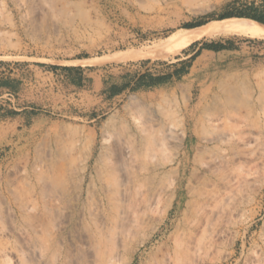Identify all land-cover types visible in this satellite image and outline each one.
Here are the masks:
<instances>
[{
    "label": "rangeland",
    "instance_id": "rangeland-1",
    "mask_svg": "<svg viewBox=\"0 0 264 264\" xmlns=\"http://www.w3.org/2000/svg\"><path fill=\"white\" fill-rule=\"evenodd\" d=\"M61 1L65 13L42 0H0V191H11L16 209L11 223L0 203V264H34V249L41 250L40 264L54 263L64 240L56 235L61 217L50 214L42 177L66 168L65 190L57 194L72 198L89 147L94 159L101 145L115 142L104 125L111 114L147 125L144 113L126 108L131 96L173 109L172 125L186 116L187 161L178 172L162 160L160 181L141 186L116 221L85 192L92 213L79 229L101 237L78 243L79 264H264V38L201 37L179 48L166 41L173 31L228 19L218 17L264 0ZM198 22L205 23L185 27ZM115 54L123 57L107 59ZM143 73L168 77L112 97L103 92L112 83L132 86V76ZM225 87H238L254 107L213 110L214 101L224 105ZM207 116L218 126L231 123L236 150L224 142L202 150ZM174 184L181 192L172 202Z\"/></svg>",
    "mask_w": 264,
    "mask_h": 264
},
{
    "label": "bare ground",
    "instance_id": "bare-ground-1",
    "mask_svg": "<svg viewBox=\"0 0 264 264\" xmlns=\"http://www.w3.org/2000/svg\"><path fill=\"white\" fill-rule=\"evenodd\" d=\"M42 1L48 3L51 7L50 9L57 10L58 13L59 11H63L61 0ZM222 35H243L264 38V24L230 18L216 21L213 20L198 27L173 31L166 38V41L173 44L175 48H179L186 42L196 38H214ZM160 45L161 44L158 46ZM122 57L123 56L121 54H115L108 56L107 59L119 60ZM200 59L203 60V62L210 61L208 55L206 54H204ZM219 81L220 79L218 82ZM234 86L235 85H231L230 87ZM238 87L230 89H226V87L223 88L222 92L225 95L224 105L218 108L217 106L219 103L217 104L214 101L215 104L212 106V109L216 111L221 108H225L230 111L235 108L244 109L254 107L251 101H247V103L244 102L245 98L242 99L243 96H241ZM241 92L243 91L241 90ZM161 101L164 100L162 99ZM126 108L129 113L131 112L130 110L140 114L144 113L147 116V125L143 127H133L129 125L123 117L119 118L116 114H111L108 119H106L104 125L108 127L106 131L109 129L113 131L115 142L110 146L101 145L94 159V149L92 146L89 147V150L81 163L80 171L78 170L79 173L75 178V194H72V198H65L66 194L71 193L68 191L65 192V195L59 196L57 194V192H63L65 190V188L64 190H61L60 188L63 187V183L61 182H64L63 180L66 178V168L64 171L61 168H57L55 171L53 170L54 172L52 171V173L48 175L45 174L42 177L45 182L44 185L46 187V191H48L52 197L49 198L51 201L53 200L50 204V209L48 206L47 208L50 210L51 215L54 216L57 214L56 219H58V216L61 217V225L59 226L58 234L56 235L64 240L58 251L56 252L55 250L53 253L55 259L53 258L52 261L54 263L56 260L58 264H79L81 256L79 257L80 248H78V243L84 241L85 243L87 242L89 244H93L101 237L100 233L93 232L84 234L81 231L82 229H79L82 221H84V215L89 211L88 208L86 209V205L83 202L85 192L91 196H98L96 198L98 201L96 206L101 208L102 216L105 219L116 221L123 215L128 201L133 195L138 193L141 186L146 183H151L152 181L155 182L158 178H160L159 174L161 173V170L165 168L164 162L166 159L167 162L176 164L178 172L181 171V168L187 161V151L181 153V150L185 148L187 149L190 145L186 142L187 133L185 127H183L186 118L185 115L178 116L180 123L183 125L178 123L176 125H172L175 122L173 109L170 108L168 110H164L161 104L149 105L143 103L136 96L130 97V101ZM118 118L121 120L120 123H116ZM207 119L209 120V123L204 121L202 125L204 126V124L207 123L210 126V129L208 130V134L201 138V141L204 142V148H202V150L207 148V144H214L218 142L227 143L231 150H236L237 146L235 145L234 139L238 135V132L234 131L231 123L228 122L227 126H218L217 124H213L212 118H208L207 116L206 120ZM178 125L180 126L176 127ZM166 150H170L173 157H167L165 155ZM91 159H93L92 166L90 165ZM150 161L151 165H148ZM62 165L64 166V164ZM87 172L90 173L89 177H87ZM162 174L164 175V173ZM157 181L159 182L160 180ZM60 184H62V186ZM176 186L177 184H174L172 192L170 193L172 202L177 194L181 192V187L177 188ZM58 201L61 202L62 206L58 205ZM13 202L11 191H9L6 196L0 191V203L4 206L6 217L11 223H15L16 220V209L14 208ZM55 212L57 213L55 214ZM96 215H98V213ZM34 216L35 215H33V217ZM38 216L39 215H37V217ZM39 219L40 217L34 218L33 220H35V222H39ZM9 229H11V227ZM58 240L59 238H56L52 241L55 243L58 242ZM33 254V257L38 261H35L34 264H40L41 250L34 249Z\"/></svg>",
    "mask_w": 264,
    "mask_h": 264
},
{
    "label": "trees",
    "instance_id": "trees-1",
    "mask_svg": "<svg viewBox=\"0 0 264 264\" xmlns=\"http://www.w3.org/2000/svg\"><path fill=\"white\" fill-rule=\"evenodd\" d=\"M237 18V19H243V20H247V21H251V22H255V23H263L264 24V3L261 5H254V4H250L249 6H247L246 8H244L241 11L238 12H228L226 14H223L221 16H219V19L222 18ZM202 23L205 22H198L195 24H187L185 25V27H193V26H198L201 25ZM204 48H208V49H212V50H217L219 47L217 45L214 44H204L203 46ZM71 68H63V70H69ZM129 75L128 73L124 74V76ZM123 76V75H122ZM146 76L150 77L149 82L144 83L143 80ZM168 77L167 76H151L150 74H140V75H133L132 79H136L134 84L131 86V81H127L124 82L122 84H117V83H112L110 84V86H108V88H104L103 92L107 94L108 97H112L116 94H119L120 92H122L124 89L130 87L132 90H136L139 89L141 87H146V86H152V85H156L158 83H160L162 80L166 79ZM105 83V82H104Z\"/></svg>",
    "mask_w": 264,
    "mask_h": 264
}]
</instances>
